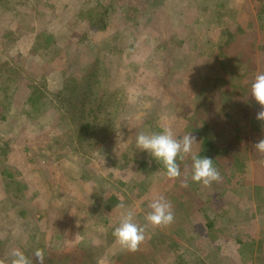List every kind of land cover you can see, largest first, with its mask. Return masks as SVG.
<instances>
[{"label":"rangeland","instance_id":"374dc122","mask_svg":"<svg viewBox=\"0 0 264 264\" xmlns=\"http://www.w3.org/2000/svg\"><path fill=\"white\" fill-rule=\"evenodd\" d=\"M225 1L230 5V10L236 8L235 14L248 12L245 5L260 8L264 4L261 0ZM78 2L80 0L69 10L84 12V5ZM41 3L48 4L45 11H40ZM50 4L54 6L56 1L53 4L51 0L3 1L0 10L6 13L3 14L1 27L2 30H16L19 36H24L17 46L20 53L27 52L35 41L34 34L28 31L31 24L20 25L19 20L37 14L43 16L45 12L53 17L56 11ZM192 12L176 36L181 47L183 44L179 39L183 38L185 44L189 43L190 53L186 52V58L180 59L179 64L175 62V66L179 68L182 64L191 68L203 80L204 89L207 92L212 90L207 100L212 105L217 103L216 108H210L218 118V124L209 134L214 147L207 148L196 140L193 151L203 157L205 147V154L211 153L218 163L217 169L222 177L220 182H213L208 187L193 182L190 155L183 161L179 160L181 177L168 179L163 168L147 151L136 148L138 131L151 112V93L157 95L161 89L144 77L152 70L150 65H133L136 71L130 79L127 76L128 83H120L117 78L123 71L117 61L115 71L111 70V84L109 81L104 83V78L99 76L106 71L105 67L100 64L99 71L98 64H92L83 72L87 75L84 82H90L91 88L86 84L83 86V82L81 90L64 104L51 100L42 108L26 110L28 115L21 122L36 132H42L39 139L45 142V150L41 157L31 156V167L25 164L24 168L20 167L15 163L18 152L14 144L5 147V143L12 137L18 138L23 126L20 122L3 123L7 122L4 118L10 115L7 110L9 96L12 99L10 93L21 84L18 67L7 73L0 85V260L4 264H9L10 252L20 249L19 243L26 240V234L37 236L41 244L46 240L47 244L50 230L57 226L55 218L58 215L65 214L79 220L89 204L98 214L99 207H110L115 201L125 204L134 202L138 210L151 211L150 203L161 195L172 204L174 222L167 227L149 226L147 233L151 240L144 241L136 252H124L126 249L123 248L124 255L117 264H264V153L253 147L259 139L264 138V122L256 119L260 105L250 95L254 77L264 73V26L260 27L253 50L247 55L250 61L245 62L247 57L232 58L229 54L224 59L220 57L211 61L208 56L209 45L206 43H219L232 37L231 17L207 0H200L193 6ZM140 20L137 18L135 21ZM55 21L53 32L59 30V36L63 37L61 40L67 43V23H61V19ZM78 30L80 33L77 36L91 32L82 27H78ZM80 38H71L69 42L73 46L68 42L60 50L64 51L65 46V51L76 53L79 44L81 49L93 55L91 51H96L103 42L85 44L78 40ZM1 49L0 58L3 53ZM102 52L106 56L111 53ZM190 55L195 59H191ZM97 57L100 54L95 53L92 61H96ZM253 60L257 63L255 67L251 63ZM131 62L127 58V63ZM92 70H95L96 78L89 74ZM141 75L144 84L138 79ZM142 85L147 87L141 92ZM154 86L157 87L156 91ZM90 90L95 99H90ZM212 99L216 101L212 103ZM194 101V108L199 110L205 99L198 96ZM99 103L107 109L98 114L93 113L94 106ZM170 124L169 120L165 121L157 128V132ZM9 132L11 135H8ZM193 132L190 130L189 133ZM185 177L187 187L182 186ZM196 195L202 196L204 202L209 196L208 208L212 211V217L219 218L221 222L216 239L210 234L181 236L180 229L185 220L191 222L193 219L194 213L190 212L196 207ZM138 200L144 206L140 207ZM34 242L28 245L24 241L23 245L31 246V250H20L33 260V264H37L34 252L38 247ZM115 255L121 256L117 252ZM75 260L64 259L62 253L52 252L49 257L45 256L44 264H79ZM83 264L94 262L86 258Z\"/></svg>","mask_w":264,"mask_h":264},{"label":"trees","instance_id":"16d2710c","mask_svg":"<svg viewBox=\"0 0 264 264\" xmlns=\"http://www.w3.org/2000/svg\"><path fill=\"white\" fill-rule=\"evenodd\" d=\"M3 1L7 0H0V6H2ZM53 1H56V4L54 6L49 5L56 11L53 17L45 12L43 16L37 14L35 17L29 16L19 20L20 25L21 23L31 24L28 31L34 34L35 44L33 46L31 44L27 52L20 53V49L17 48L24 36H19L16 30H2V18L6 11L0 10V47L2 48L1 52H3L0 58V85L5 77L12 70H17L18 67L20 69L17 73L21 77V84H18L19 86L10 93L12 99L9 96V104L7 105L10 115L9 118H4L7 122L3 123L14 122L17 124L20 122L22 124L21 121H25L28 115L27 109L37 110L51 100L56 102L58 100L57 103L64 104V101L73 98L74 94L80 91L85 84L91 88L90 82L87 80L84 82L87 75L83 72H86L92 64L97 63L99 71L101 70L100 64L105 67L106 71L99 76L104 78L106 84L108 81L109 84L112 83L111 70L115 71L116 61L119 66L122 65L123 71L122 74L120 71H118L120 74L117 72L120 75L117 81L120 83L124 81V84L128 83L127 76L130 79L131 74L136 71L133 65H150L152 70L144 74V77L156 83L161 92H157V95L151 93V101L153 102L151 112L144 120L145 123L139 129L138 134L142 131L145 133L157 132V128L169 120L171 122L169 127L177 138H182L192 130L194 131L192 135H196L198 142L213 149L214 141L209 134L218 124V118L210 110V108H216L217 103L212 105L207 100V95L212 94V90L207 92L204 89L203 80L191 68L182 64L179 68L175 66V62L179 64L180 59L186 58V52L190 53L189 43L185 44L183 38L179 39L183 44L181 47L176 36H178L183 22H187L192 16L193 6H196L200 0H80L78 3L84 5V12L69 10L78 0H51L52 4ZM207 1L222 8L225 10V14L230 15V26L233 33L227 41L221 40L222 42H216L217 44L207 41L206 45H209L210 50L209 59L211 61L220 57L224 59L226 54L232 58H246L253 50L260 27L264 26V4L260 8L245 5L248 12L235 14L234 9L236 8L230 10V5L228 6L225 0ZM261 1L264 2V0ZM250 4L248 3V5ZM39 5L40 11H45L48 4L41 3ZM60 5L61 8L63 7L62 9ZM81 9L83 10V6ZM152 10L153 12H151ZM18 11L16 10V12ZM74 13H82V15ZM151 14L154 16L151 17ZM137 18L142 20L135 21ZM56 19H61V23H67L65 24V29L69 32V35L66 36L67 43L71 38L79 37L81 38L78 40L85 44L103 42L99 44L96 51H91L93 55L89 54L86 49H81L79 44L76 53L65 51V46L64 51H61L60 48L67 43L61 40L63 37L59 36V30L53 32ZM50 24H52L51 28ZM70 27L74 28L75 31ZM78 27H82L85 31L88 29L92 33L86 32L77 36V33H80ZM69 44L73 46L70 42ZM123 49L126 51L124 52ZM102 51L111 52L109 55L112 57L109 58V55L106 56ZM95 53L100 54V57H97L96 61H92ZM127 58H130L132 62L127 63ZM190 58L195 59L192 55ZM88 60L90 62H87ZM248 60L250 61V58L247 57L245 62ZM13 63L17 65L13 66ZM251 63L253 67L257 65L254 60ZM89 74L95 78L97 76L95 70ZM87 79L92 78L87 77ZM138 79L144 84L143 75ZM83 82V86H80ZM156 86H154V91L157 90ZM145 87L147 86L142 85L139 91L142 92ZM213 92L215 96H218L216 91ZM5 93H7L6 90ZM198 96L203 97L205 102L200 104L199 110H196L194 100ZM89 97L90 99L96 98L91 90ZM215 101L212 99V103ZM92 102L93 100L91 105ZM106 109L105 105L99 103L94 106L92 111L98 114ZM30 120H32L31 116ZM203 125H205L204 128ZM22 126V132L18 138L8 139L5 147H8L10 143L14 144L18 152L15 163L24 168V164L31 167V156H42V152L45 150V142L39 139L42 134L41 131L36 132L27 124H22ZM8 135L11 133L9 132ZM205 147L202 151L203 157L211 158L213 166L217 168V160L211 153L210 155L205 154ZM158 165L163 168L161 164L158 163ZM201 201H203L202 196L196 195V207L190 212L194 213L193 219L191 222L185 220L184 225H182L183 228L180 229L181 236L182 234H210L216 239L219 231L218 226L221 222L219 218L212 217V211L208 208L209 196L206 202ZM138 203L140 207L144 206L139 200ZM118 204L121 203L115 201L110 207H99L97 209L99 210L98 214L89 204L79 220L69 218L65 214L58 215L55 218L57 226L50 230L48 236L50 240L47 244L46 240L41 244L42 241L37 239V236L26 234L28 239L26 238L19 243L20 249L31 250V246L25 247L23 242L27 241L28 245H33V241H35L36 244L34 245L44 251L46 258L53 252V254L62 253L64 259H76L75 261L79 264H83L86 258H91L94 264H117L120 257L124 255L123 253L127 251L124 250L123 252V248L116 242L112 234L114 228L119 224L121 215L127 210H131L135 214L136 222L144 225L146 223L145 216L150 212L146 209L138 210L135 208L136 203L134 202H126L127 205L124 202V208H119ZM204 220H206L205 223ZM150 240L149 232H146L145 242ZM115 252L121 256H116Z\"/></svg>","mask_w":264,"mask_h":264},{"label":"clouds","instance_id":"9594fccd","mask_svg":"<svg viewBox=\"0 0 264 264\" xmlns=\"http://www.w3.org/2000/svg\"><path fill=\"white\" fill-rule=\"evenodd\" d=\"M250 95L260 105V111L256 114V119L264 122V73H259L254 77L251 84ZM197 144L196 137L191 133L177 138L170 127H165L161 132L145 133L140 132L136 137V148L147 151L159 164L163 166L164 175L168 179H178L181 177L180 164L186 156L192 159L191 180L200 183L205 187L211 186L213 182H220L222 179L220 172L213 166V160L202 157L193 151V146ZM253 147L260 153H264V138L256 142ZM185 182L182 186L187 187ZM124 208V204L119 205ZM151 211L145 216L146 223L140 225L135 220V214L131 210L124 212L118 226L113 230L116 242L130 252L139 250L140 245L146 239V232L149 226L167 227L174 222L175 216L172 204L164 196L153 199L149 205ZM37 264H44V251L37 249L34 252ZM0 264H4L0 260ZM9 264H33V260L20 249H13L10 252Z\"/></svg>","mask_w":264,"mask_h":264}]
</instances>
